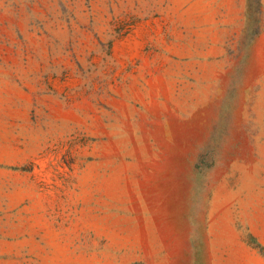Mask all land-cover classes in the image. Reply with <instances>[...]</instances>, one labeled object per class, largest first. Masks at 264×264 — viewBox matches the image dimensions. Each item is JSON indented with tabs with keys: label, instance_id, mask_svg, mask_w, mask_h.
Here are the masks:
<instances>
[{
	"label": "rangeland",
	"instance_id": "374dc122",
	"mask_svg": "<svg viewBox=\"0 0 264 264\" xmlns=\"http://www.w3.org/2000/svg\"><path fill=\"white\" fill-rule=\"evenodd\" d=\"M0 264H264V0H0Z\"/></svg>",
	"mask_w": 264,
	"mask_h": 264
}]
</instances>
